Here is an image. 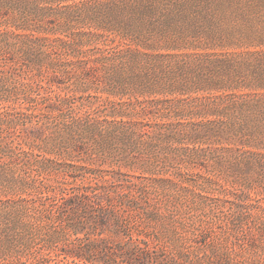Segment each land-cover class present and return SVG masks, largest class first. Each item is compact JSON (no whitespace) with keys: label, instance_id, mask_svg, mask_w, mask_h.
<instances>
[{"label":"rangeland","instance_id":"obj_1","mask_svg":"<svg viewBox=\"0 0 264 264\" xmlns=\"http://www.w3.org/2000/svg\"><path fill=\"white\" fill-rule=\"evenodd\" d=\"M218 61L264 71V0H0V264H72L62 204L104 177L142 186L155 219L128 222L167 258L264 264V123L227 138Z\"/></svg>","mask_w":264,"mask_h":264},{"label":"trees","instance_id":"obj_2","mask_svg":"<svg viewBox=\"0 0 264 264\" xmlns=\"http://www.w3.org/2000/svg\"><path fill=\"white\" fill-rule=\"evenodd\" d=\"M139 56L142 55H137ZM148 59L149 56L146 55L141 60L148 61ZM220 64L224 70L218 72L219 76L213 75L206 78L205 87L227 94L206 106L213 108L214 116L234 119L233 124H221L225 127L228 139L231 137L251 139L253 133L246 126V122L240 120V117L254 112L256 122L264 123V95L256 94L251 101H248L246 99L249 96H238L233 91L251 87L264 89V71H257L255 75H243L240 71L233 72L231 70L233 64L229 61ZM165 103L157 101L156 105ZM249 104L252 106L246 110ZM255 127H257V137L261 133L264 137V126ZM169 131L172 132L170 127ZM162 136L173 138L167 131H164ZM257 137L253 141L257 140ZM251 154L255 155V153ZM141 187L135 188L131 182L104 177L90 189H82L65 198L61 217H66L63 230L72 233V249L64 251V256L70 258L72 264H180L177 258H167L163 248L158 247L149 235L142 230H136L137 224H132L135 229L130 226L128 218L133 217L131 214L136 211H144L145 214L139 212L142 219L150 220V222L154 221L156 216L148 212L149 206L138 204L140 199L137 194L139 196L145 194ZM9 209L12 210L4 214V217L13 225V230L20 228L23 232L29 230L32 233L34 224H39L43 216L40 209L29 210L21 204H15ZM134 230L136 233L132 232ZM106 232L110 236H106ZM163 253L164 256L161 257Z\"/></svg>","mask_w":264,"mask_h":264}]
</instances>
